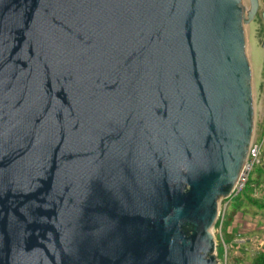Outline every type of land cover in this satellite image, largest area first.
<instances>
[{"label": "water", "instance_id": "1", "mask_svg": "<svg viewBox=\"0 0 264 264\" xmlns=\"http://www.w3.org/2000/svg\"><path fill=\"white\" fill-rule=\"evenodd\" d=\"M247 2L0 0V264H218Z\"/></svg>", "mask_w": 264, "mask_h": 264}, {"label": "rangeland", "instance_id": "2", "mask_svg": "<svg viewBox=\"0 0 264 264\" xmlns=\"http://www.w3.org/2000/svg\"><path fill=\"white\" fill-rule=\"evenodd\" d=\"M260 8L258 12L257 19L255 22L246 25L245 36L247 42V57L250 64V73H251V82H252V95L254 102V118H255V127H254V136L253 139H256L257 144H260L264 140V48L262 47L264 43V20L262 19L261 12H264V0H259ZM257 168V167H256ZM255 168V169H256ZM264 179H262V182ZM237 199L232 201L227 210H226V220L230 215V212L233 208L237 209L239 223L235 230V238H227L224 229L222 232V238L225 241V244L228 248H231L232 251L228 254L229 260L227 264L231 263V257L238 256L244 253L240 249V243H235L234 240H238L239 233L249 232L246 235L248 239H257L260 238L264 240V208L257 206L256 204L250 203L248 197L243 195L241 200L236 202ZM258 200H263L262 197H259ZM243 215V216H242ZM253 223L252 225L246 224V222ZM255 225V226H254ZM251 229L253 231H251ZM231 236V234L229 233ZM217 244L219 245L218 249V259L224 261V250L222 245H220V236H216ZM220 243V244H219ZM231 243V244H230ZM233 253H236L233 255ZM247 255H250L247 254Z\"/></svg>", "mask_w": 264, "mask_h": 264}, {"label": "built area", "instance_id": "3", "mask_svg": "<svg viewBox=\"0 0 264 264\" xmlns=\"http://www.w3.org/2000/svg\"><path fill=\"white\" fill-rule=\"evenodd\" d=\"M263 164H264V140L260 144H257L256 139L254 138L251 142V145L249 146L246 161L243 165L242 172L234 188L232 189L228 197L221 199L219 202L217 220L212 229L215 242H216L215 256L218 261V264H227L226 262L228 260V254L230 253V251H232L231 248L227 247L224 239L222 238V232H223L225 221H226V210L232 201L242 197L246 193V190L248 189V186H249V180L251 178L253 171L255 170L256 167H260ZM252 198L258 199L259 192L257 191L253 192ZM262 199H263V204H264V195H262ZM238 223H239V217H238V214H236L234 218L232 219V222L229 225V227H227L228 233L233 234L234 230L238 226ZM217 235L220 236L221 244L220 243L219 244L222 245L223 250H224V261H221L218 259L219 254H218L217 248H219V245L217 244V240H216ZM234 242L240 243L238 241H234Z\"/></svg>", "mask_w": 264, "mask_h": 264}, {"label": "trees", "instance_id": "4", "mask_svg": "<svg viewBox=\"0 0 264 264\" xmlns=\"http://www.w3.org/2000/svg\"><path fill=\"white\" fill-rule=\"evenodd\" d=\"M262 179H264V164L261 165L260 167H257L249 180V186L248 189L246 190V197H248V201L250 203L256 204L257 206H260L261 208H264V205L260 203L258 200L252 199L250 197L251 193L259 190L264 195V181L262 182ZM250 194V195H249ZM241 197L238 198L236 202L240 201ZM237 204V203H236ZM237 214V209L233 208V210L230 212V215L227 217V220L225 221V226H224V231L226 232V228L231 224L232 219L234 216ZM227 216V215H226ZM227 238L233 239V236L228 235ZM241 251L244 253V255L240 254L238 258L236 256L231 257V263L230 264H244L246 260V255H245V250L241 249ZM229 260V258H228ZM251 264H264V255H257L256 257L253 258Z\"/></svg>", "mask_w": 264, "mask_h": 264}, {"label": "crops", "instance_id": "5", "mask_svg": "<svg viewBox=\"0 0 264 264\" xmlns=\"http://www.w3.org/2000/svg\"><path fill=\"white\" fill-rule=\"evenodd\" d=\"M257 192H259V190H257ZM262 195L263 194L261 192H259V197H262ZM250 197L252 198V193H251ZM255 200H258V199H255ZM258 201L263 204V200H258ZM237 214H239V213H237ZM246 224H249V225L253 226V223L251 224L249 222H246ZM235 230H234L233 234H231V236H233L234 238H235V234H234ZM251 231H253V230L251 229ZM226 232L229 235L227 228H226ZM249 232L250 231H248V233L244 232L245 234H243V233L237 234L239 239L238 240H234V241L240 242V244H241L240 245V249H244L245 250L246 260H245L244 264H251L254 257H256L257 255H264V240H262L260 238L257 239L256 237H254L255 239L246 238V235L249 234ZM231 243H232V239H231ZM249 253H250V255H247ZM235 254L236 253H233V255H235Z\"/></svg>", "mask_w": 264, "mask_h": 264}, {"label": "bare ground", "instance_id": "6", "mask_svg": "<svg viewBox=\"0 0 264 264\" xmlns=\"http://www.w3.org/2000/svg\"><path fill=\"white\" fill-rule=\"evenodd\" d=\"M244 9L247 10L248 8V2L247 0H243Z\"/></svg>", "mask_w": 264, "mask_h": 264}]
</instances>
